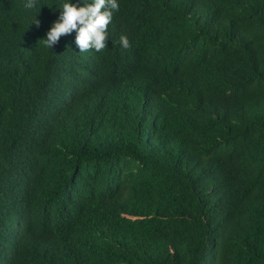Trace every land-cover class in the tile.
<instances>
[{"label":"trees","instance_id":"trees-1","mask_svg":"<svg viewBox=\"0 0 264 264\" xmlns=\"http://www.w3.org/2000/svg\"><path fill=\"white\" fill-rule=\"evenodd\" d=\"M40 2L0 0V264H264V0H118L84 53Z\"/></svg>","mask_w":264,"mask_h":264},{"label":"clouds","instance_id":"clouds-1","mask_svg":"<svg viewBox=\"0 0 264 264\" xmlns=\"http://www.w3.org/2000/svg\"><path fill=\"white\" fill-rule=\"evenodd\" d=\"M41 4L45 3L40 0H25L24 5L28 10L35 9L30 23L37 26L39 21L34 16ZM56 7L60 9L58 18L50 24L44 37L40 39L44 47L51 49L61 36L75 32L74 43L80 53L88 50L100 52L106 48L107 29L119 10L118 0H81L79 5L71 0H61ZM119 45L127 49L128 38L121 35Z\"/></svg>","mask_w":264,"mask_h":264}]
</instances>
